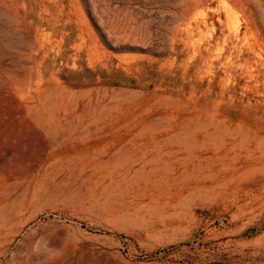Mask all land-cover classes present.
I'll return each mask as SVG.
<instances>
[{
  "label": "rangeland",
  "instance_id": "374dc122",
  "mask_svg": "<svg viewBox=\"0 0 264 264\" xmlns=\"http://www.w3.org/2000/svg\"><path fill=\"white\" fill-rule=\"evenodd\" d=\"M0 264H264V0H0Z\"/></svg>",
  "mask_w": 264,
  "mask_h": 264
}]
</instances>
